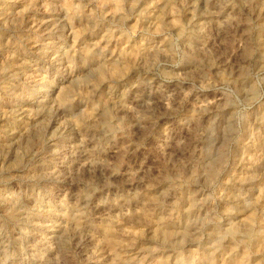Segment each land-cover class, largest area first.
Instances as JSON below:
<instances>
[{"label": "rangeland", "instance_id": "rangeland-1", "mask_svg": "<svg viewBox=\"0 0 264 264\" xmlns=\"http://www.w3.org/2000/svg\"><path fill=\"white\" fill-rule=\"evenodd\" d=\"M0 264H264V0H0Z\"/></svg>", "mask_w": 264, "mask_h": 264}, {"label": "bare ground", "instance_id": "bare-ground-1", "mask_svg": "<svg viewBox=\"0 0 264 264\" xmlns=\"http://www.w3.org/2000/svg\"><path fill=\"white\" fill-rule=\"evenodd\" d=\"M21 112H23V110ZM24 112H25V110H24Z\"/></svg>", "mask_w": 264, "mask_h": 264}]
</instances>
